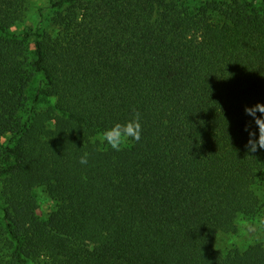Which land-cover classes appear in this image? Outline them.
<instances>
[{
    "label": "trees",
    "instance_id": "trees-1",
    "mask_svg": "<svg viewBox=\"0 0 264 264\" xmlns=\"http://www.w3.org/2000/svg\"><path fill=\"white\" fill-rule=\"evenodd\" d=\"M31 1L0 0V264H264V241L217 246L264 217V0H58L15 31Z\"/></svg>",
    "mask_w": 264,
    "mask_h": 264
},
{
    "label": "rangeland",
    "instance_id": "rangeland-1",
    "mask_svg": "<svg viewBox=\"0 0 264 264\" xmlns=\"http://www.w3.org/2000/svg\"><path fill=\"white\" fill-rule=\"evenodd\" d=\"M50 1L58 0H32L29 6V14L25 23L19 27H15V31H19L23 26L35 29L40 23L41 27H48L50 18L54 12ZM190 6L199 5L202 0H184ZM32 50L34 49L33 42ZM41 75L36 78L35 84L38 83ZM8 137L3 136L2 140L7 141ZM101 142L102 137H100ZM38 208L35 210V217H46L56 207V202L51 198L48 191L44 187H37L34 192ZM0 203L1 200H0ZM239 231L235 234H222L217 239V246L223 250L233 248L244 249L249 244L264 241V217L256 215L249 218H240L238 220Z\"/></svg>",
    "mask_w": 264,
    "mask_h": 264
},
{
    "label": "clouds",
    "instance_id": "clouds-1",
    "mask_svg": "<svg viewBox=\"0 0 264 264\" xmlns=\"http://www.w3.org/2000/svg\"><path fill=\"white\" fill-rule=\"evenodd\" d=\"M259 109L264 113V104L257 102L254 106H245L246 114L255 117V123L258 126L259 137L255 139L256 133L249 130V141L246 147L250 153L255 152L257 147L264 148V117L256 116V111ZM246 130L248 126L246 125ZM143 133L142 114L135 108L132 109L131 117L124 122H115L107 128L102 135V141L106 143L112 150L121 151L129 140L139 141ZM89 153L85 152L79 162L87 164Z\"/></svg>",
    "mask_w": 264,
    "mask_h": 264
}]
</instances>
